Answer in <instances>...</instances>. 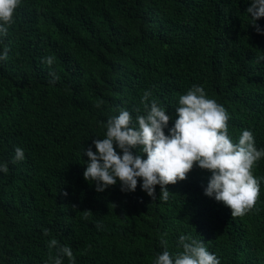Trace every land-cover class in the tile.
Instances as JSON below:
<instances>
[{
    "label": "trees",
    "instance_id": "16d2710c",
    "mask_svg": "<svg viewBox=\"0 0 264 264\" xmlns=\"http://www.w3.org/2000/svg\"><path fill=\"white\" fill-rule=\"evenodd\" d=\"M251 2L21 0L0 37V55L9 50L0 60V264H50L53 238L75 264H154L162 239L173 256L183 251L181 235L202 239L220 264H264V157L252 169L259 198L243 216L204 195L211 174L195 164L166 186V201L139 179L134 192L119 181L97 192L83 178V148L96 151L119 109L135 123L156 100L171 128L194 85L225 108L234 143L250 130L264 149V35L251 26ZM256 23L264 29V18ZM16 147L23 161L13 162Z\"/></svg>",
    "mask_w": 264,
    "mask_h": 264
},
{
    "label": "clouds",
    "instance_id": "9594fccd",
    "mask_svg": "<svg viewBox=\"0 0 264 264\" xmlns=\"http://www.w3.org/2000/svg\"><path fill=\"white\" fill-rule=\"evenodd\" d=\"M20 3L21 0H0V37L7 35ZM246 12L256 33L264 35V29L256 23L264 18V0H252ZM8 51L4 49L0 60L7 59ZM46 59L47 63H52V57ZM150 95L146 91L143 99L146 101ZM166 111L152 100L145 104L146 115H137L134 123L128 110L119 109V115L109 118L105 124L106 137L92 141L96 151L93 152L92 147L83 148V155L88 158L83 172L85 181L95 183L97 192L114 186L117 181L122 192H134L139 179L141 190L152 200L157 198L155 187L159 185V196L166 201L170 194L166 186L184 181L195 164L211 174L204 189L205 196L230 209L231 216L249 212L260 193V181L252 169L264 157V149L255 147L253 133L244 130L238 143H234L228 135L227 111L208 98L202 86L194 85L179 97L171 128L168 125L172 116ZM165 129H168L167 135ZM137 147L146 154V159L133 154L132 150ZM24 158L23 149L16 147L13 162ZM0 171H8L7 163H0ZM44 235H49L48 229L44 230ZM178 243L183 251L173 256L167 250V241L162 239L164 250L157 255L154 264H220L202 239L181 235ZM48 247L56 250V255L49 257L50 264H63L64 257L75 264L71 247L61 246L55 238L49 241Z\"/></svg>",
    "mask_w": 264,
    "mask_h": 264
}]
</instances>
